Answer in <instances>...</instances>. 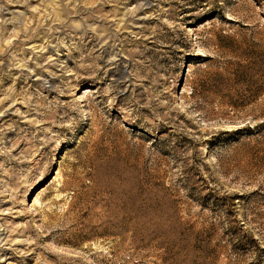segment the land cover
Wrapping results in <instances>:
<instances>
[{
	"label": "rangeland",
	"instance_id": "rangeland-1",
	"mask_svg": "<svg viewBox=\"0 0 264 264\" xmlns=\"http://www.w3.org/2000/svg\"><path fill=\"white\" fill-rule=\"evenodd\" d=\"M0 264H264V0H0Z\"/></svg>",
	"mask_w": 264,
	"mask_h": 264
}]
</instances>
